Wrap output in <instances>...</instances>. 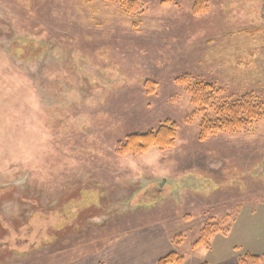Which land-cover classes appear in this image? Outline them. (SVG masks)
<instances>
[{"label": "rangeland", "instance_id": "obj_1", "mask_svg": "<svg viewBox=\"0 0 264 264\" xmlns=\"http://www.w3.org/2000/svg\"><path fill=\"white\" fill-rule=\"evenodd\" d=\"M143 1L128 14L114 0H0L1 183L33 196L0 199V264H112L111 243L158 223L180 264L213 261L193 243L219 222L232 236L211 237L217 259L264 264V118L202 139L204 113L178 81L264 102V0L198 13L197 0ZM166 121L173 146L117 151Z\"/></svg>", "mask_w": 264, "mask_h": 264}, {"label": "trees", "instance_id": "obj_2", "mask_svg": "<svg viewBox=\"0 0 264 264\" xmlns=\"http://www.w3.org/2000/svg\"><path fill=\"white\" fill-rule=\"evenodd\" d=\"M111 1V0H103ZM119 3L124 12L128 14L136 13L146 5L143 0H114ZM206 10L204 0H197L193 11L195 13ZM191 77L184 75L178 81L188 83V90L192 98V103L197 112H203L204 118L201 123V138L218 132H237L247 127L254 121L264 118V102H261L253 94H246L238 99H232L225 95L221 87L206 81L193 82ZM212 111L211 115L208 113ZM178 134L177 125L174 122L166 121L156 130L132 133L126 136L117 151L120 154L132 153L142 155L151 147L157 146L165 149L175 144ZM214 228H213V227ZM231 224L223 227L222 222L208 223L201 231V235L193 243L194 248L210 247L211 237L222 234L227 236L230 233ZM213 228V229H211ZM238 264H258L259 255L251 253L240 254ZM184 261V256L177 251H170L157 261V264H180ZM201 264H207L203 262Z\"/></svg>", "mask_w": 264, "mask_h": 264}, {"label": "crops", "instance_id": "obj_3", "mask_svg": "<svg viewBox=\"0 0 264 264\" xmlns=\"http://www.w3.org/2000/svg\"><path fill=\"white\" fill-rule=\"evenodd\" d=\"M166 228L162 223L149 225L132 231L120 240L111 243L112 264H157V261L173 250L171 239L168 237ZM219 235V234H218ZM217 235V237H218ZM222 235V234H221ZM224 236V235H223ZM232 233H229V237ZM225 237V236H224ZM215 245L212 243L208 248L210 260L200 261L201 264H237L235 255L226 257H215ZM225 248V247H224ZM250 252V251H248ZM115 261V262H114Z\"/></svg>", "mask_w": 264, "mask_h": 264}, {"label": "flooded vegetation", "instance_id": "obj_4", "mask_svg": "<svg viewBox=\"0 0 264 264\" xmlns=\"http://www.w3.org/2000/svg\"><path fill=\"white\" fill-rule=\"evenodd\" d=\"M7 24H8V22L5 21V18L3 16L2 12H0V43H2V44H3V42H2V36H3V34L6 31H9ZM5 27H6V29H5ZM3 47H4V44H3ZM9 55H11V53H9ZM31 66L35 67L36 65H31ZM1 179H2V177H0V184H1L0 185V199L2 201H5V200H7V199H9L11 197H15L16 199H20V200L31 201V198L33 196H30L28 193L25 192V190H27V189L23 185V183L21 182V179H19V180L17 179L14 182V184H13V185H15V188H16V192H15V194L13 196H11L12 194L9 192L11 189L10 188H7V187H10V186H8L9 184H3V183H1ZM65 193L67 194V192H65ZM8 196H11V197L8 198ZM32 204L35 206V208H38V202H36V200H32ZM36 204H37V206H36ZM5 217H7V216H5V211H4V209L2 207V204H1L0 205V233H2L3 231L5 232V230L8 229V222L7 221L5 222ZM7 219H8V217H7ZM12 228H14V227H12ZM18 228H19V226H16L14 229H18ZM5 235H1L0 236V247H3L4 249L7 246L6 241H4ZM15 244L18 245V243L16 242V240H15ZM2 255H4L3 252H0V257H2Z\"/></svg>", "mask_w": 264, "mask_h": 264}]
</instances>
